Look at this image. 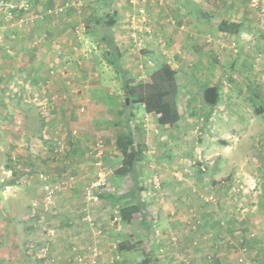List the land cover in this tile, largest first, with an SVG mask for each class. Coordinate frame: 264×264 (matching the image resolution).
<instances>
[{
	"label": "rangeland",
	"instance_id": "rangeland-1",
	"mask_svg": "<svg viewBox=\"0 0 264 264\" xmlns=\"http://www.w3.org/2000/svg\"><path fill=\"white\" fill-rule=\"evenodd\" d=\"M8 1H13L17 5L24 3L23 0ZM80 1L63 0L61 3L54 2L50 6L40 5V7L56 9L52 15H45V20H54L57 25L62 22L59 20L61 19V10L58 8L64 7L72 12L81 7L76 22L77 24L84 22L83 25L87 29L91 26L88 23L92 22L91 9L86 2L83 4ZM149 1L112 0L116 14L121 12L125 18L117 19L114 34L123 54L128 82L135 90V95L132 97L135 100L140 95L139 91L146 88L149 73L154 69L152 52L156 50L162 53L160 46L168 43L161 33L157 34V30L152 24L153 18L147 6ZM254 4L258 6V0ZM37 5L38 1L34 7L37 8ZM197 8L199 10H194V15L203 10L198 6ZM142 10L144 11L142 12ZM26 14L14 15L12 10L3 8L0 10V29L4 26L23 27L32 19L31 13L27 12ZM144 16L151 23L150 32L147 30V21L143 19ZM189 21H192L193 24L197 23V20L190 19ZM70 22L73 23L74 20ZM76 27H73V30L69 28L66 33H73L78 40H84V35L81 39L78 37ZM93 33L91 30V37ZM190 36L201 41H204L205 38H215L212 32L204 34L201 31L192 32ZM34 38L36 39V37ZM154 39L156 40L154 41ZM220 39L222 42L230 44V37H226L224 33ZM41 42L34 46L31 42V46L27 47L26 54L32 55L31 50L38 49L40 44V47H43L44 41ZM79 45L81 50L83 49L81 53L84 54L88 63L85 62L86 65L83 63L85 67L77 64L78 76L74 75V78L72 76L59 77L61 72L58 73L56 69L55 73L53 70V74H51L55 78L51 77L53 80L50 85L56 81L59 87L54 93L58 102L54 103L55 99H50L55 106L53 110L50 107L47 108L48 104L44 101L40 102L41 99H38L40 89L43 87L40 86L41 82L35 84L31 79L32 82L20 83L16 82V79H11L10 82L5 81V84L0 83V264H50L51 260L55 259L53 253L55 247H63L66 250L64 255L68 256L64 263L58 259L60 264H144L147 251L152 253V249L157 244L155 239H152V236L146 230L144 231L138 223L141 220L138 211L136 213L131 210L127 211L129 221L124 219L127 225L124 227V224H120L119 206H122L120 204L121 200H125L123 198H134L135 195L137 196L136 201L141 200L142 204H145V211L154 210L150 206L149 210L147 209V196L143 194L138 196L133 192L131 196L129 192L136 184L145 190L151 187L158 190L161 187V194H157L159 199L167 196V191L165 192L162 185L155 188L154 177L158 176L160 181L162 180L157 164L164 165L169 161L173 162V154L169 151H173L174 148L166 136H174V132L171 131L170 134V130L158 127L157 132L154 130V136L151 130L141 129L140 122L143 112L141 104L137 102L134 109L131 110L133 114L131 124L136 142L141 143L142 140H150L154 136L159 141L158 144L165 146V151L168 153L164 155L162 154L163 150L160 153L157 151L155 154L159 155L156 159L140 162L138 165H140L139 171L142 172L140 173L142 178L138 182L132 176L119 173L122 153L116 150L113 140L123 130V126L117 118L122 117L121 111L123 103L128 97L127 91H125L121 77L114 67L102 63L105 49L101 42L97 43L91 38L90 42L82 41ZM59 50L58 55L64 58L62 64L66 66V72L72 70L75 72V62L77 61L72 63L74 58L72 50L69 47L59 48ZM41 54L42 50L38 54V58ZM188 54H190L189 51ZM223 55L227 58L232 56L230 47L224 51ZM207 59L208 57L204 60L207 61ZM220 66H213L211 69L221 68ZM191 67L189 65L187 72H190ZM208 70H210L209 66H204L201 69L203 73ZM84 79L89 85L88 88L83 87ZM74 83L75 88L71 85ZM46 88L48 89V87ZM72 89L74 90L72 91ZM10 96L14 97L12 98L14 100L5 99ZM57 107L59 109L54 113ZM221 113L224 115L230 112L223 110ZM242 113L246 115L245 112ZM255 113L252 119L246 116L244 127H240L234 122H228L227 125L225 118L218 122L215 121V128L207 127L205 130V126L200 127L201 130H197L196 135H193L189 140L187 138L190 137L188 135L190 132H186V136L188 135L186 145L192 146L190 152L192 154L187 153L183 163H175L178 166V171L186 173V178L189 179L187 184L200 190L198 193V189H195V192L198 193L194 198L196 201H190V198L186 197V207L188 205L191 207L198 201H200L198 202L200 206L191 207L194 210H191L190 207L186 208V215L191 217V222L188 223V228L185 226L182 233L186 235L187 230V233L191 234L193 238L174 239L172 242L176 241L174 246L177 248L174 253L167 254L172 251L171 249L157 254L153 253L164 263L221 264L222 260V264H247L251 259L252 256L249 254L247 246L251 243L249 238L256 235L255 229L247 228L246 223L241 221L239 227L242 231L235 234L234 230V234H232V231H229L230 226L224 221L235 218L236 214L246 220L248 214H258L259 204L264 201V120L262 112L256 111ZM52 116L62 119L57 127L50 125L49 118ZM149 121L150 119L146 120V122ZM194 121L195 119L191 123ZM247 121L253 125L247 126ZM217 124L221 125V129H218ZM186 129L189 130L188 127ZM231 130L233 132L229 135L227 131ZM100 140L104 143L105 148L104 157L101 158L97 157L93 150ZM202 165H208V171L205 173L211 180L209 179L207 188L200 189V182H205V180L199 181L200 177H198L203 173L200 169ZM100 167L103 168L100 169ZM101 170L107 179L106 184L98 190L100 195L98 200H89L86 196V189L97 181L98 173ZM211 174L213 175L211 176ZM214 181L224 184L225 190L216 191L217 183ZM75 188L77 189L74 190ZM74 191L76 192L73 193ZM71 194L75 197L72 200L75 201V204L70 210L65 211L63 210L66 208L64 202L70 200ZM226 203L232 204L227 210L214 207L216 204ZM200 208L204 209L201 212V218L215 212V217L219 220L222 219V224L220 223V227H217L220 230L217 232L215 240L213 230L207 232L202 227V223L197 221L200 219V213H198ZM150 212L147 213L151 215ZM67 213L73 215V217L71 215L74 221L72 227L70 224L64 223L68 218ZM103 216L111 221L114 227L123 226L126 233L124 239L126 238L127 242L142 243L138 245V249L133 247L130 250L120 251L123 254H118L111 248L110 253L105 254V239L99 238L108 230V222L102 225ZM224 216L227 218L224 219ZM54 219L57 226L52 223ZM132 221L134 222L132 223ZM76 226L77 229L74 228ZM56 229L60 231L59 238L62 236V240H58L61 242L60 244H54L56 239L51 238ZM179 229L183 230L181 227ZM201 229L206 234L199 233L200 236H198V231ZM70 231H79L80 234L77 237H66L69 235L67 232ZM203 236L200 246L197 239H201ZM112 239L116 240L112 236L108 240L114 244ZM182 241L184 244H181ZM164 244L167 246L166 242ZM73 249L74 252L71 254ZM76 250L82 254L79 258L76 257Z\"/></svg>",
	"mask_w": 264,
	"mask_h": 264
},
{
	"label": "crops",
	"instance_id": "crops-1",
	"mask_svg": "<svg viewBox=\"0 0 264 264\" xmlns=\"http://www.w3.org/2000/svg\"><path fill=\"white\" fill-rule=\"evenodd\" d=\"M62 1L63 0H38V3L39 5L46 7L52 5L54 2L61 3ZM65 1L69 2V0ZM84 1L85 0H81L80 3L84 4ZM253 1L254 0H150L147 2V6L149 7L153 18L152 24L156 28L157 34L158 32L161 33V36L168 40L166 45L160 46L162 53L154 50L152 56L155 58L157 55L162 54V57L165 60L168 59V62L176 71V82L179 85L177 102L181 111V118L179 121L171 125H161L158 122V116L155 113L146 112L144 104L141 105L143 112L140 122V125L142 126L141 129L151 130L153 135L155 133L154 130L156 132L159 130L158 127H160V129L170 130V134L171 131L174 132V136H166V139L170 140L169 143H171L174 148L173 151H169V153L173 154V162L169 161L168 164L164 163V165L157 164V169L160 173L159 176L162 178L161 185L165 192L167 191V198L163 196L161 198L163 200L159 199L158 195L162 192L160 190L161 187L158 188V190H154L153 187L145 190L142 186L139 188L136 184L135 187L133 186V190L130 188L131 192H129L131 193V196L132 192L138 196L142 194L147 196V209L149 210V206L151 209H154L151 212L145 211V208L142 210L143 213L147 215L148 221H151V227L143 228L141 226L144 231L146 230V232L152 236V239H155L157 242L155 248L152 249V253L157 254L169 249L172 251L167 252V254L174 253V250L177 249L176 246H174L176 241L172 242L174 239L183 240L193 238L191 234L187 233V230L185 233L186 235L182 233L186 227L188 228V223L191 222V217L186 215V208L190 207L189 205L186 207V197H189L190 201H196L194 199L196 197L195 195L200 193V190L199 188H192L190 184H187L189 179L186 178V173L178 171V166L175 163H183V160L186 159V154H192L190 153L192 151V146L188 143V145H186V137L189 135L190 137L187 139H191L193 135H196L197 130H201L200 127L202 126H205V130L207 127H211V129L213 127L215 128V121L218 122L225 118L227 119V121H225L227 122V125L229 124L228 122H234L238 124V126L244 127L246 116L252 119V116L256 114V111L262 112V118L264 120V0H258V6H255ZM197 6L203 8V10L199 14L197 12V14L194 15V10H199ZM81 9L82 8L80 7L71 12V10L63 7L60 15L61 19H59L62 20V22L58 25L54 20H45L46 16L41 18L39 14L35 13L31 14L32 19L23 27H2L0 29V83L5 84V81L10 82L11 79H16V82L19 81L20 83H26L28 81L32 82L31 79L35 84L41 82L40 86L43 87L40 89L41 91L38 99H41L40 102L44 101L48 104L47 108L50 107L52 110L55 109L53 101H50V99H55L54 103L58 102L56 101L57 96L54 93L59 87L56 81H53L50 85L53 78H55L53 75L51 76L53 70L54 73L55 69L58 73L61 72V74L58 75L59 77L72 76L74 78V75L78 76L79 73L76 72L78 69L77 64H79V66L81 64V67H85V62L88 63L84 54L81 53L83 49L81 50V46L79 45L80 42H90L92 38L95 42L100 43V40L95 33H93L92 37L90 35V31L94 28L92 22L88 23L91 26H89V28L87 27V33H84L85 39L82 41L78 40L77 36L75 38L73 33H66L69 31V28L73 30V27L75 26L82 28L85 27V25H83L84 22L81 24H77L76 22L77 18H79V11H81ZM117 19L125 18L122 16L121 12H118L115 15L114 26H116ZM180 19L182 20L180 21ZM190 19L197 20V23L193 24L192 21H189ZM72 20H74L73 23L70 22ZM224 21L230 22L231 31H223L219 27ZM199 31L204 32V34L212 32V35H214L215 38H205L204 41H201L195 40L190 36L192 35V32L197 33ZM223 33L226 37H230V44L221 41L220 38H222ZM56 34L57 36H54ZM34 37H36V39ZM155 40L156 39H154V41ZM41 41H44L43 47H40L42 44ZM31 42L33 46L40 42L41 44L38 45V49H32V55L29 56L26 52H28L27 47L31 46ZM156 44H159V42H156ZM68 47L72 50V55H74L72 63L74 64V61H77L75 62L74 68L76 73L73 70L67 73L66 66H63L62 64L64 58L58 55L60 51L59 48L62 49ZM103 47L106 51L107 48L105 45H103ZM228 47H230V52L232 54L230 58L223 55ZM74 48L76 49L74 50ZM37 50L39 51L37 52ZM41 50L42 54L38 58V54ZM188 51L190 54H188ZM206 57H208L207 61L204 60ZM102 63L109 65L105 57H103ZM124 64L122 54V65L126 69V65ZM189 65L192 67L190 72H187ZM219 65H221V68L215 67L214 69H211L213 66ZM204 66H209L210 70L203 73L201 69ZM222 69H225L226 71ZM85 80L86 79L83 81L85 82ZM86 82H82L83 87L88 88L89 85ZM71 85L75 88V83ZM46 87H48V89ZM73 90L74 89H72V91ZM12 98L14 97L10 96L5 99L8 100ZM58 109L59 108L57 107L55 112H53L56 113ZM223 110L229 111L230 113L223 115L221 113ZM235 112L238 113L236 114ZM242 112H245L246 115ZM117 119L120 121L119 123H121L122 117ZM149 119L150 121L146 122V120ZM193 119H195V121L191 123ZM49 120L51 126L57 127L62 119H60V117L52 116ZM217 125L218 129H221V125ZM248 125L252 126L253 124H249V121H247V126ZM186 127H188L189 130L186 129ZM137 128H140V126H137ZM186 132L190 133L186 136ZM232 132V130L227 131L229 135ZM154 136L150 140L144 139L141 141L145 148L144 159L140 161L141 163L148 159H156L159 155L155 154L157 151L160 153V151L163 150L162 154L164 155L168 153V151H165V146L158 144L159 141H157ZM162 138L164 139V137ZM116 139L117 137L113 140L114 147ZM121 165L122 161L119 167ZM139 168L140 165L137 166V182L142 178L140 174L142 172L139 171ZM122 175L131 176L128 174ZM207 175L208 174L206 173H201L198 176L200 177L199 181L205 180V182H200V189H203V187L207 188L206 186L209 184L208 181L211 180ZM212 175L213 174H211V176ZM214 183H217L216 191L219 189H222L223 191L225 190L224 184L218 183L217 181H214ZM76 189L77 188L74 190ZM195 189H198V193L195 192ZM75 192L76 191L73 193ZM74 199L75 197L71 194V201L65 200L64 204L66 205V208L63 210H70L75 204V201H72ZM123 199L125 200H121L122 203L120 204L122 206H119V211H121L119 223L122 225L124 224L125 227L127 223L124 220V212L129 204H136L137 196L134 195V198L126 197ZM139 202L142 204L141 200H139ZM198 202H193L196 204H193L191 207H195V205H198L199 207L200 205ZM231 205L232 204L230 203L223 205L216 204L214 207L227 210ZM259 207L260 209L257 210L258 214H248L246 220L243 218L241 219L238 217L239 215L236 214L235 218H229L227 221H224L230 226L229 231H232V234H234V230L235 234L242 231L241 227H239L241 221L246 223L247 228L251 227L252 229H255L254 231L256 235L254 234L249 238V242L251 243L247 246L249 248V254L252 256L247 264H251L252 262V264H264V201L259 204ZM191 210L194 209L191 208ZM203 210L204 209L201 210V208L199 209L198 213H200V219L197 221L200 222V224L202 223V227H204L207 232L213 230L215 240L217 238V232L220 230V228L217 227H220V223L222 224V219L219 220L216 218L215 212L209 215H204L202 213L204 217L201 218V212H203ZM136 212L137 211H134V213ZM147 212H150L151 215ZM163 213H165V215H163ZM139 214L141 215V212H139ZM67 215L68 218L65 219L64 223H68L72 227V224L74 223L73 218H71L72 214L67 213ZM223 218L225 219L227 217L224 216ZM102 219V225H105V223L108 222V230L104 232L103 236H99V238L105 239L104 253H110L109 251L113 248L116 253L119 254V245L126 239H124L126 235L124 232L125 229L122 225L114 227L112 222L108 221L104 216ZM133 222L134 221H132V223ZM52 223L57 226L55 219ZM138 223L141 225L142 219ZM110 224L111 226H109ZM180 227L183 228V230L179 229ZM74 228L77 229V226ZM203 231L204 230L201 229L198 231V234H206V232ZM133 232L135 233V231ZM67 234L69 235H66V237H77L80 233L79 231H70L67 232ZM200 234L198 236H200ZM59 236L60 231L56 229L55 234L51 237L56 239L54 240V244L61 243L58 242V240H62V236L61 238H59ZM111 236L116 239H112L114 244H111V241L108 240ZM89 238H91L90 235ZM203 238L204 236L201 237V239H197L199 240V245ZM164 242L167 243V246ZM130 243L134 244V242ZM130 243L128 246H130ZM139 244L142 243H137V249ZM181 244H184V241H182ZM143 247L144 246H142V248ZM65 252L66 250L63 247H55L53 251L55 259L51 260L50 264H60L58 259H60L62 263L67 261L68 256L66 257L64 255ZM73 252L74 249L71 251V254ZM75 254L78 258L82 255L78 253V250L75 251ZM120 254L123 253L121 252ZM220 263L222 264V260Z\"/></svg>",
	"mask_w": 264,
	"mask_h": 264
},
{
	"label": "trees",
	"instance_id": "trees-1",
	"mask_svg": "<svg viewBox=\"0 0 264 264\" xmlns=\"http://www.w3.org/2000/svg\"><path fill=\"white\" fill-rule=\"evenodd\" d=\"M91 8V21L93 31L98 36L102 45H105L107 50L104 53L106 61L114 67L120 75L123 82L127 100L123 103L121 111L123 126L122 132L118 135L115 141V148L122 153V165L118 168L119 173L128 174L135 178L138 177V163L144 159V144L137 143L134 130L132 129L131 120L133 117L132 109L139 102L144 104L146 112L155 113L158 116V122L161 125L174 124L181 118V111L178 107L177 95L179 85L176 82V71L171 64L161 55L153 58L155 64L154 69L149 73V79L146 88L139 91L137 100L132 97L135 95V90L128 82L127 70L122 65V53L120 46L115 38L114 24L116 10L112 5V0H85ZM223 31H231V24L224 21L219 26ZM161 56V57H160ZM153 57V56H152ZM129 208L124 212V219L127 218V211L141 212L143 228L151 227V221H148L147 215L143 213L144 205L139 201L136 204H129ZM129 221V219H128ZM124 240L120 245V251L130 250L136 247L137 244H131ZM144 249V247H143ZM144 264H166L162 259L148 252L145 256Z\"/></svg>",
	"mask_w": 264,
	"mask_h": 264
},
{
	"label": "built area",
	"instance_id": "built-area-1",
	"mask_svg": "<svg viewBox=\"0 0 264 264\" xmlns=\"http://www.w3.org/2000/svg\"><path fill=\"white\" fill-rule=\"evenodd\" d=\"M38 0H23L22 2H24L21 5H17L15 3H13V1H8V0H0V10H2L3 8H7L12 10V14L14 15H27L26 13L29 12L31 14H39L42 17L45 15H52L56 9L54 8H42L40 7L39 3L37 5V8L34 7V4L37 2ZM256 0H254L255 2ZM60 10H62V8H58ZM144 10H142L143 12ZM29 15V14H28ZM144 20L147 21V30L150 32L151 31V23H149V20L146 16H144L143 18ZM86 31V27H76V33L78 35V37L81 39L84 35ZM93 150L95 151V155L99 158L104 157V153H105V148H104V143L100 140L96 146H94ZM101 165V164H100ZM103 167H100V169H102ZM99 169V170H100ZM201 171L203 173L208 171V165H202L201 166ZM103 170H101L98 173V179L96 182L92 183V186L87 187L86 189V196L89 200H98L99 199V192L98 190H100L101 187H103L104 184H106V177L104 175V173L102 172ZM154 183H155V188L159 187L161 185V181L160 178L158 176L154 177ZM48 187V186H47Z\"/></svg>",
	"mask_w": 264,
	"mask_h": 264
},
{
	"label": "water",
	"instance_id": "water-1",
	"mask_svg": "<svg viewBox=\"0 0 264 264\" xmlns=\"http://www.w3.org/2000/svg\"><path fill=\"white\" fill-rule=\"evenodd\" d=\"M126 100H127V103L129 104V102H130V99H129V97H127V99H126Z\"/></svg>",
	"mask_w": 264,
	"mask_h": 264
}]
</instances>
